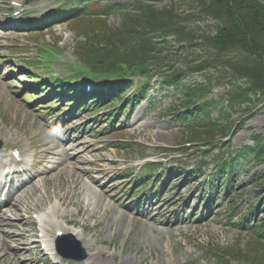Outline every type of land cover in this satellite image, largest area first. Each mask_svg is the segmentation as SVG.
Wrapping results in <instances>:
<instances>
[{"label": "rangeland", "instance_id": "374dc122", "mask_svg": "<svg viewBox=\"0 0 264 264\" xmlns=\"http://www.w3.org/2000/svg\"><path fill=\"white\" fill-rule=\"evenodd\" d=\"M8 1L0 0V23L5 19ZM99 1L105 3L106 1L129 2L131 0ZM168 4V0H163L157 2L155 6L162 8ZM185 7V4L182 5L179 12L193 13L192 10ZM194 20L195 16H188L185 23L189 28H195L198 34H200L199 31L204 29H212L211 27L215 24L214 20L207 18L199 22V26L196 28V23H193ZM107 21L111 27H116L120 25L121 20L118 14H112L107 18ZM207 25H210V27H206ZM77 30L79 28L67 21L51 28L33 32L12 27L3 28L0 24V141L6 144L8 148L12 144L19 146L18 149L21 150V153L23 151L24 158L28 157L29 159L27 161L30 165L28 167L29 174H37L38 170L40 171V174L31 181L33 185L25 193L28 199L22 202L24 206L20 204L21 207L18 208V212H12L10 209L2 217H9V222L13 223L17 222L15 217L18 220L23 217L24 220L23 209L27 211L34 205L36 208L44 209V206L53 202L54 193L61 196L67 186L71 189L73 185H76L73 195L65 198L66 208L63 213L67 221L70 220L71 223L76 224V229L80 226L85 229L84 231H78L80 239L84 242L89 240L87 243L89 254L84 261L78 264H93L90 259L93 251L101 253L95 255V262H99V264H217L213 256L221 250L249 259L254 264H264V245L257 243L255 235L252 233L240 231L235 227V223L247 215L249 204L264 196V164L253 167L248 164L247 160L241 159L232 170L235 175L233 178L235 184L244 186L241 191H238V196L235 197L234 195L232 197L237 209L231 211L229 204H222V198H218L214 203V208H211L209 212L204 211V219L201 220L199 218L203 209L200 206L203 205V199L200 197L201 191L196 188V182L191 181V184L187 185L185 182H181L180 178L177 181L173 180L168 186L170 190L167 193L162 197L154 196L155 200L148 202V204L154 205L153 215L158 219L156 225L151 222L152 220L147 221L146 217H139L141 215L125 208L124 205L127 206V203L119 202L118 196L124 192L128 183L126 181H115L118 172L113 171L105 177L108 181H115L111 185L109 195L103 193L104 189L101 188L104 187L100 188L99 183H93V177L90 179L85 173L86 171L83 170H90L94 167L93 165L79 161L74 162L73 159L69 158L67 161L65 160V163L61 162L63 163V170L60 165L51 172L44 173L51 167L52 160H54L49 151L55 152L59 149L57 147L53 149L54 145H51L53 140L54 143L58 142L57 144L61 141V139L58 141L56 134L65 137L62 131L64 126H62L61 121L64 120L67 123L70 118H57L54 114H50L53 111L41 109L40 101L26 104L23 98L25 93L34 92V90L29 87L30 79L24 77L25 75L22 74L23 72L19 70V67H13L10 60L19 57L17 58L18 64L22 65V58L30 60L31 55L40 44L74 49L77 41L82 39L77 34ZM12 44H16V47H13ZM171 44L175 47L174 43ZM200 51L203 54L204 51ZM4 59L6 61H3ZM178 60L181 62V58H178ZM59 68H63V65L55 67L57 70ZM41 71L40 69H34L31 73L37 74ZM197 75L188 77L183 83L202 81L201 77ZM227 88V86L216 85L211 89L209 96L217 99ZM179 98H181L179 90L173 91L171 88H160L158 79H154L145 99L136 105L135 110L128 118L124 117L117 120L116 125L121 128L124 137H132L144 145L150 143L170 145L189 140L182 124L173 120L171 116L163 115L164 110L173 104V108L177 107L178 110L182 108L178 104ZM226 105L225 100L216 101L210 116L216 117L220 108ZM242 113L238 107H235L231 113H228V118L234 120ZM244 118L243 124L234 131L230 144L236 148L244 146L251 143V136L263 138L262 142L264 143V103L261 106H255L253 111L248 112ZM59 123L61 124L58 126ZM96 124L93 121L91 128ZM219 124L224 125V119H221ZM99 125L98 123L94 129ZM56 126L58 127L55 130ZM94 129H91L93 134L97 133ZM109 137L110 135H106V138ZM80 142H83V138L80 139ZM83 146L92 147L89 143L83 144ZM4 149L3 146L0 150L4 151ZM98 150H94L93 154ZM6 154L10 157L9 150ZM184 154L181 153V156L176 157L175 161L177 166L181 168L190 167L193 163V160L190 161ZM139 155H141L139 147H136V150L129 154L124 153V151L118 153L115 149L109 148L95 153V156L100 157L104 164L116 157L135 158ZM58 159L63 160V157L58 156ZM212 159L213 156H209L208 160ZM69 160L73 162L72 168L69 166ZM95 162L99 163L97 160ZM255 174L259 179H252ZM92 175H94V172ZM209 176V169L204 170L201 173L200 182L209 181ZM175 182H178V184L173 187ZM58 187L62 188L59 192L56 190ZM114 191H116V198L110 195ZM86 193L91 195L93 208L94 198L103 203L102 206L96 207L95 210L93 209L94 212H90V207L82 202V196ZM176 194L181 196L182 205L180 206H173V203H170ZM99 197H101V200L98 199ZM108 206L109 208L106 209ZM175 209H177L176 212H174ZM142 211L145 210L142 209ZM121 212L123 217L119 216ZM175 213H177V216L174 219ZM112 216H116L118 220H113ZM248 216L246 219H248ZM131 217L133 218L132 221L130 220ZM144 220L151 226L145 230V233L141 228V224L145 222ZM59 221L58 223L63 224L61 220ZM21 224L22 227L28 230L26 233H30V227L27 223L25 226L24 223ZM8 230L11 231L12 229ZM26 257L33 260L35 254L30 251ZM5 263L2 260L0 262V264ZM17 263V260L12 262V264ZM237 263V260L231 261V264ZM239 264L250 263L240 261Z\"/></svg>", "mask_w": 264, "mask_h": 264}, {"label": "trees", "instance_id": "16d2710c", "mask_svg": "<svg viewBox=\"0 0 264 264\" xmlns=\"http://www.w3.org/2000/svg\"><path fill=\"white\" fill-rule=\"evenodd\" d=\"M158 1L162 0H134V4L125 5L89 3L87 9L91 12L85 13L96 17L82 19V32L88 34V38L79 43L78 50L97 69L108 72L112 77L121 76L128 80L136 75L150 77L151 71L160 74L162 85L183 88L179 105L184 109L171 113L176 120L185 123L190 138H202L201 134L209 140L218 134L225 136L232 123L228 113L235 107L241 112L251 110V105L259 100L258 95L264 96V0H170L168 8L156 9L153 3ZM184 4L188 9L193 8V14L177 13L175 7ZM74 11L57 15L64 16ZM115 12L121 15V23L111 29L100 15L108 16ZM189 15L195 16L193 23L206 17L215 20L213 30H203L198 34L195 28L185 24ZM169 36H173L177 43V53L167 56L166 50L172 42L167 39ZM103 40L104 46H98ZM197 50L204 51L205 55H200ZM181 55L185 69L163 68L173 57ZM192 73L202 74L205 83L181 86L187 74ZM243 77L247 81L241 82ZM215 83L228 86V90L222 95L227 99V106L220 108L213 118L210 113L215 100L204 96ZM127 84L121 83L123 86ZM118 89L115 87L114 93ZM221 119H224V125L218 124ZM252 139L251 145L232 151L224 144L227 155L217 161L214 175L228 177L241 159H249L253 166L263 163L264 143L259 136H252ZM231 190L228 184L226 193ZM253 208L256 212L255 216L252 215L256 219L254 223L241 224L240 227L264 242V197Z\"/></svg>", "mask_w": 264, "mask_h": 264}, {"label": "bare ground", "instance_id": "6f19581e", "mask_svg": "<svg viewBox=\"0 0 264 264\" xmlns=\"http://www.w3.org/2000/svg\"><path fill=\"white\" fill-rule=\"evenodd\" d=\"M61 164V162H56L55 163V165L56 166H58V165H60ZM51 169H54V167H52ZM66 171V170H65ZM80 175V174H79ZM22 195H25L24 194V192H22L21 193ZM91 198L90 197H88V199H86L85 197H83V202L84 201H86L87 202V206H89V201H91L90 200ZM95 200H94V208H92L91 209V211L90 212H92L93 211V209L95 210V208L96 207H101L102 206V204L103 203H101V202H99V201H97V199L96 198H94ZM99 200H101V197H99L98 198ZM109 208V206L106 208V209H108ZM112 219L113 220H115V219H117L118 220V218L116 217V216H112ZM151 226L148 224V223H142L141 224V228H142V230H143V233H145V230L146 229H148V228H150ZM18 228V227H17ZM46 230V229H45ZM75 231V230H74ZM76 232V231H75ZM46 235H47V231H46ZM76 237L78 236V233H76V234H74ZM19 236L20 235H18V234H13V235H8V234H3V238H2V242L4 243V245L7 247V248H9V249H11V253H10V255H12L13 257H20L22 254V252H24L23 250H25V248H23L22 246H21V240L19 239ZM48 236V235H47ZM14 241L15 242V246H10V241ZM46 250H48V249H46ZM2 257H1V254H0V259H1ZM93 258V257H92ZM93 261H95V259L93 258ZM96 264H99V262H96Z\"/></svg>", "mask_w": 264, "mask_h": 264}]
</instances>
